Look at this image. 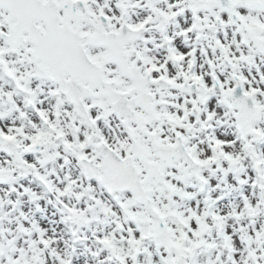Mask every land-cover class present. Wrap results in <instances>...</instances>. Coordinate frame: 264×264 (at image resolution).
<instances>
[{
    "label": "snow or ice",
    "instance_id": "1",
    "mask_svg": "<svg viewBox=\"0 0 264 264\" xmlns=\"http://www.w3.org/2000/svg\"><path fill=\"white\" fill-rule=\"evenodd\" d=\"M0 264H264V0H0Z\"/></svg>",
    "mask_w": 264,
    "mask_h": 264
}]
</instances>
